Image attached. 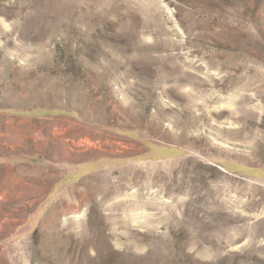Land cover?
<instances>
[{
  "label": "rangeland",
  "instance_id": "374dc122",
  "mask_svg": "<svg viewBox=\"0 0 264 264\" xmlns=\"http://www.w3.org/2000/svg\"><path fill=\"white\" fill-rule=\"evenodd\" d=\"M0 264H264V0H0Z\"/></svg>",
  "mask_w": 264,
  "mask_h": 264
}]
</instances>
